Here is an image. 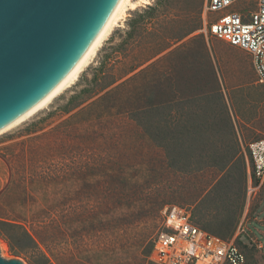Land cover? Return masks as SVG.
I'll use <instances>...</instances> for the list:
<instances>
[{"label": "rangeland", "instance_id": "1", "mask_svg": "<svg viewBox=\"0 0 264 264\" xmlns=\"http://www.w3.org/2000/svg\"><path fill=\"white\" fill-rule=\"evenodd\" d=\"M206 1L150 0L128 11L72 87L0 136V240L8 257L148 264L163 211L179 206L199 226L237 218L229 238L252 253L246 264H264L256 246H264V185L247 197L248 147L264 139V85L246 52L206 35L218 19L205 13ZM251 1L230 10L254 11ZM158 44L168 48L157 54ZM114 47L122 65L153 56L129 86L136 112L71 119L87 105L65 113L71 98ZM7 223L27 234L22 242L5 235Z\"/></svg>", "mask_w": 264, "mask_h": 264}, {"label": "built area", "instance_id": "2", "mask_svg": "<svg viewBox=\"0 0 264 264\" xmlns=\"http://www.w3.org/2000/svg\"><path fill=\"white\" fill-rule=\"evenodd\" d=\"M241 1L207 0L205 13L218 14V19L205 27V33L246 52L251 57L257 82L264 85V0L251 1L257 6L254 11L230 10ZM248 151L247 197L250 199L252 192L264 185V139L250 143ZM237 237L213 234L196 224L188 210L169 206L163 211L148 264H246L247 257ZM256 246L264 249L262 243Z\"/></svg>", "mask_w": 264, "mask_h": 264}, {"label": "water", "instance_id": "3", "mask_svg": "<svg viewBox=\"0 0 264 264\" xmlns=\"http://www.w3.org/2000/svg\"><path fill=\"white\" fill-rule=\"evenodd\" d=\"M103 1L0 0V113L49 75ZM0 264L24 263L0 240Z\"/></svg>", "mask_w": 264, "mask_h": 264}, {"label": "bare ground", "instance_id": "4", "mask_svg": "<svg viewBox=\"0 0 264 264\" xmlns=\"http://www.w3.org/2000/svg\"><path fill=\"white\" fill-rule=\"evenodd\" d=\"M150 0H104L63 59L34 89L0 113V136L46 109L72 87L92 63L111 32L122 24L130 10Z\"/></svg>", "mask_w": 264, "mask_h": 264}, {"label": "trees", "instance_id": "5", "mask_svg": "<svg viewBox=\"0 0 264 264\" xmlns=\"http://www.w3.org/2000/svg\"><path fill=\"white\" fill-rule=\"evenodd\" d=\"M137 29L138 27L135 25L132 32L135 34ZM156 48L158 49L157 54H160L164 52L168 46H165V44H158ZM112 50L111 56H103L98 62V65L93 68V76L90 81H87V86L71 98L70 106L65 110V113H69L87 103L86 106L74 113L71 119L83 120L82 117H84L83 121L87 122L102 120L113 114L123 113L125 108H128L126 112H136L132 106L133 99H135V89L129 86L149 70L148 68L150 67H146L140 72L135 73L137 69L149 62L153 56L145 58L137 63L122 65L121 61L116 56L119 53L118 48L114 47ZM131 74L133 75L128 77ZM126 77L128 78L125 79ZM203 223L205 226L200 225L202 228L223 238H229L232 236L237 225V218L232 217L226 221L214 223L203 220ZM2 227L4 232L6 231L5 235L9 239L17 237V241L22 242L23 238L27 236L20 226L7 223L2 224ZM9 231L11 233H9ZM246 255L251 257L252 253L249 252Z\"/></svg>", "mask_w": 264, "mask_h": 264}]
</instances>
